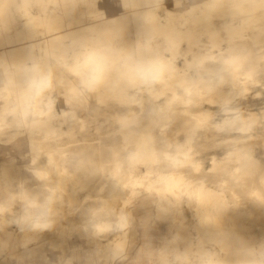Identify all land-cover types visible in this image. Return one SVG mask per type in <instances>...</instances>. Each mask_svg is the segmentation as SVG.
<instances>
[{"label": "rangeland", "instance_id": "obj_1", "mask_svg": "<svg viewBox=\"0 0 264 264\" xmlns=\"http://www.w3.org/2000/svg\"><path fill=\"white\" fill-rule=\"evenodd\" d=\"M138 2L143 13L150 6L164 21L173 19L178 22L183 19L181 12L187 14L193 9L198 13L202 10L209 11L211 20L219 25L221 22L231 20V12L234 10L236 16L234 20L244 22L242 25L245 33L255 31L252 29L254 27L251 28L254 22H258V26L259 23L261 26L264 25V2L253 9H245L240 7V4H236L235 8H231L232 10L226 5L216 8L208 0H138ZM123 4L127 6V3L119 0H76V4L73 0H0V33L9 38H15V31L21 30L22 39L28 41L27 49L33 48L36 54L35 59L31 60L32 63L33 61H37L38 64L46 63L52 68L61 64L63 70L60 82L55 74L49 77L47 73H44L42 67L34 73L35 76L32 74L28 78H21L17 67L9 66V75H15L20 83V89L17 90L19 95L16 97L15 89L11 88L12 91L9 92L6 88L7 76L0 66V118L4 116L5 121L9 122L2 123L0 119V127H4L0 130V203L7 205L4 215L18 221L13 228L14 232L8 246L0 248V264H109V259L103 257L104 251L100 243L114 239L117 232H122L118 223H114L109 230L105 229L101 234H95L93 242H89L86 236H91L98 224L108 216H111L112 221L117 219L115 213L112 212L110 215L114 202L112 189L130 179L131 174L144 175L145 166L142 163L131 171L128 164V150L122 142L127 139L134 140L131 138L133 131L130 132V129L122 131V125L123 119H126L129 120L128 123L134 128L133 130L141 131L144 128L141 124H145L152 114L149 105L153 102L156 103L154 104L156 108H159L158 104H160L163 117H159V120L166 123L165 132L158 133L155 137L159 155L161 150L166 148L168 139L174 135L184 138L187 128L199 124L194 132L191 156L200 162V168L196 169L195 162L171 165L160 159L154 167L168 172L183 171L188 180H192L189 184L191 189L197 187L196 183L199 182H196L195 178L200 176L206 179V185L220 189L225 197H218L215 194L209 198L218 205L221 199H225L229 208H235L238 211L240 215L238 221L243 226L242 231L248 239L252 240L251 246L254 248L255 255L261 260L260 262H264V251H261V246H264V181H262L264 174L256 181L257 176L264 172V84L261 85V82L256 79L259 77L252 68L256 60L261 63L260 67H264V30L259 31L257 36L250 39L244 46L238 42L237 50L232 48L234 43L224 28L221 30L220 49L222 50L212 44L207 32L203 35L204 45L195 48L193 52H187L186 42L182 43L176 51L174 48L164 46L165 42L161 41V37H156L157 43L159 42L158 52H166L177 65V76L183 75L186 79H178L173 82L172 87L167 88H164L163 84L156 79L149 81V88L146 82L129 87L136 101L148 104L140 113L138 121H135L131 120L133 117L125 106L118 105L117 100L113 99L107 90H100L98 83L92 87L86 84L87 73L82 67V56H79L80 60L75 64L77 73L74 72L73 67H68L74 64V53H82L97 45L107 48L111 43L123 44L122 38L119 39L120 37L112 31L104 30L105 21L114 13L120 14ZM58 14L61 16L62 29L68 32L65 38L67 52L70 54L68 57L63 56L62 49L47 46L42 42L48 34L45 23L53 20ZM248 14L254 16L246 20L250 16H247ZM257 15L261 18L256 20ZM188 26H195V24L189 20ZM28 27L32 35H29ZM30 44L35 46L31 47ZM210 53L217 55V58L214 60L207 58L206 55ZM110 61L112 63L111 59ZM247 72L252 74L247 75ZM220 77L225 78V86L231 93L226 103L232 108L230 111L251 109L255 111L254 116L263 120V124L247 130H238L237 123H233L234 121L225 123L221 128L212 126L210 122L206 125L201 124L204 119L201 111L212 108L219 112L224 106L220 103L211 104L207 98L208 95L216 96L208 85L215 84ZM243 77L244 80L246 78L250 80L241 81L243 83L238 84V79ZM71 81L76 83L79 93L69 90ZM188 98L189 102H186ZM23 99L27 106L26 119L28 120L37 116L38 109H53L57 113L54 122L56 133L61 139L62 150L73 149L67 157L59 155V151H56L51 161L44 162L47 147H43L44 151L38 155L34 166L45 169L46 173L42 176L34 173L26 178L24 195L21 191H17L21 188L18 179L22 175L20 172L22 165L7 160L14 158L13 152L20 150L17 143L19 133L28 129L16 125L13 121L14 115L20 114ZM79 105H81L80 108ZM232 115L236 114H229V116ZM222 116H224L222 113L218 117L212 115L210 120L221 119ZM82 117L87 120L83 129L79 128ZM137 122H141L139 127L134 126ZM69 126H73L70 135L63 130ZM87 128L91 129L90 133L93 137H98L103 142L99 151L91 154L80 153L74 149L72 143H68L71 139L82 137L87 133ZM205 130L213 132L215 137L220 138L219 143H214L211 139L206 140L203 137ZM10 133H17V135L9 137ZM243 134L248 136L254 134L260 142L252 149H242V153L238 156L230 153L223 167H212V155L217 158L224 157L233 150V146L239 142ZM168 148L174 149L170 145ZM115 150L119 154L115 155ZM25 152L30 154L28 150ZM116 156L120 158L119 163L114 160ZM235 166L237 168L234 174L223 173L221 180H214L220 171H224L222 169ZM156 177V174L152 172L145 174V177L141 176V179L144 183H149ZM251 179H255V182L250 183ZM44 180L46 184H40ZM102 181H106L105 190L97 195L92 193L90 189L93 182L99 184ZM144 183L138 185L141 198L154 199V191L145 190ZM152 185L155 187L162 184L154 181ZM125 194L128 196L129 193L125 192ZM196 196L197 194L193 192V194L184 193L180 197H173L174 200H178L177 206L184 212V217L174 220L175 223L170 220L174 219L175 214L167 217L160 212L158 216H155L158 227L155 225L153 228L157 233L169 236L177 234L178 238L174 241L175 243L155 242L152 254L142 250L141 263L145 264L150 259L157 257L158 260L165 256L167 264H214L218 257L225 254L220 242L213 238L202 239V233L197 227L198 216L192 210ZM29 200L34 201L31 203H34L36 207L35 214L38 218L46 219L49 218L46 217L48 215L52 217L51 224L54 219L58 223L53 230L46 227L38 239H32L23 244L24 229L18 228L22 217L15 211L17 205L22 202L27 203ZM56 205L62 206L60 212L55 211ZM70 205L73 209H70ZM9 206L13 210H10ZM0 214H2L1 211ZM129 218L131 223L126 233L128 245L124 255L118 258L115 264H124L136 255L142 236L139 228L143 227L142 221L148 220L143 217L140 221L139 218H133L131 215ZM226 223L230 224V220L226 219ZM68 241H70L69 244H67ZM72 243L75 244V248L71 247ZM77 243L79 244L76 245ZM76 252L80 254L77 259ZM51 253L55 255L53 258L50 257ZM157 260L152 264H156Z\"/></svg>", "mask_w": 264, "mask_h": 264}, {"label": "bare ground", "instance_id": "obj_2", "mask_svg": "<svg viewBox=\"0 0 264 264\" xmlns=\"http://www.w3.org/2000/svg\"><path fill=\"white\" fill-rule=\"evenodd\" d=\"M119 1H122L125 4L127 3V6L125 7L124 4V7L120 6V9L122 10L121 13H114L111 15L110 19L105 21L104 30L109 32L112 31L113 34L120 37L119 39L122 38L124 41L122 45L111 43L107 47L112 63L110 68L106 71L103 79L98 83V86L100 90H107L108 94L111 95L113 99L117 100L118 105L125 106V108L130 112L131 117H133L131 120L135 121H138L140 113L144 111L146 107L145 105L148 104L136 101V98H133V94L129 87L146 82L147 88H149V81L152 79L151 74L156 71L160 72V76L156 80L160 81L164 88L172 87L173 82L178 79H186L183 75L177 76V65L166 52H158L159 42L157 43V40L155 39L156 37H161V41L165 42V44H163L164 46L174 48L176 51H178L182 43L186 42L187 52H193L195 48H199L204 45L203 35L207 32L212 44L215 47H219V50H222L220 49L222 41L221 30L224 28L228 31L230 37L232 38L231 41L234 43L232 44V48L237 50L239 48L238 42H241L242 46H244L250 39H254L259 31L261 32L264 30V28H261L264 27V25L261 26L259 23L258 26V22H254L252 23L251 28L254 27L252 29L255 31H253V33H245L243 31L244 26L242 25L244 22L234 20L236 17L234 10L231 12V20L221 22L219 25L211 20V13L209 11L202 10L198 13L193 9L189 10L187 14L181 12L183 19L176 22V20L173 19H166L165 21L162 20L158 17V13L153 8H150V6H148L146 12L143 13L138 0ZM208 1H210L216 8L226 5L228 9L235 8L236 4H240V7L245 9H253L260 6L264 2V0ZM73 2L76 4V0H73ZM218 15L221 16L222 13H218ZM249 15L250 14L247 16ZM252 16L254 15H250L246 20H249ZM60 17L61 16L58 14L53 18V20L45 23L48 28V34L42 42H44L47 46L62 49L63 56L68 57L70 54L67 52L68 46L65 43V38L68 36V32L62 29ZM260 18L261 16L259 15L255 17L256 20ZM189 20H191L195 26H188ZM15 33V38H9L0 33V66L2 70L5 71L7 76V85L5 86L8 91L10 92L11 88L15 89L14 93L17 97L19 95L17 90L20 89V83L16 79V76L9 75V66L17 67L21 78H28L32 74L35 76L34 73L39 71L40 67H42V71L47 73L49 77H51L52 74H55L61 82L63 76L61 64H57L54 68H52L46 63L38 64L37 61H33L32 63L31 60L35 59L36 54L33 52V48L31 47H34L35 44H30L31 49H27L28 41L22 39V31L16 30ZM28 33L29 35H32L29 27ZM79 54L80 53H74V64L72 63L68 65L65 63L68 67H73V70L76 73L78 71L75 64L80 60ZM206 57L214 60L217 58V55L210 53L206 55ZM260 65L261 63L256 60L252 64V68L255 69L254 71L256 72L257 77H259L256 79L259 80L262 85L264 84V67H260ZM208 68L210 69V66ZM12 73H15V71H12ZM247 73V75L252 74L251 72ZM246 80L248 81L250 79L246 78ZM246 80H244V77L240 78L238 79V84L246 82ZM225 83V78L220 77L217 79L215 84L208 85L216 95L207 96L211 104L220 103L224 106L221 107L219 112L212 108L201 111L200 113L204 118L201 124L206 125L210 122L212 126L221 128L225 123L234 121L233 123H237L236 128L238 130H247L256 125L263 124V120L254 116L255 111H252L251 109L246 110H251L249 112L244 110L230 111L232 108L228 107L226 103L230 99L231 93L229 89L226 88ZM69 90H72L74 93H79V88L74 81L69 83ZM98 100H100L99 97ZM185 101L189 102V98ZM22 102L20 114L14 115L13 121L16 125L24 126L28 129L22 130L19 133L17 136V143L20 150L13 152L15 157L7 160L22 165V170L20 171L22 172V175L18 179L21 188L17 191H21L22 195H24V180L31 177L34 173L39 176L46 173L45 169L34 166V162L38 155L44 151L43 147H47L45 148L47 156L44 158V162L51 161L56 151H59V155L67 157L73 149H70L69 151L62 150L61 139L58 137L59 134L56 133V123L54 122L57 113L54 112L53 109H38L37 116L32 120H28L26 119L27 106L24 103V99ZM97 103L99 102L97 101ZM154 104L156 103L153 102L149 105L151 106L152 114H150L147 122L145 124L137 122L134 125L136 127H139L140 124L144 125V128L141 131L137 132L136 130H133L134 128L128 123L129 120L127 121L126 119H123L122 125V131L125 132L127 129H130V132L133 131V137L131 138L134 140L127 139L122 142V145L128 150V164H130V168L132 169L131 171H133L139 163H142L145 166L144 175L131 174L130 179L124 181L120 186L116 185L112 189L114 202L112 204L110 215L112 212L115 213L117 215V219L112 221L111 216H108V218L98 224V226L93 230L94 233L91 234V236H86V239L89 242H93L95 241V234H101L105 229L109 230L114 223H118V225L122 228V232H117L114 239H108L106 242H99L101 249L104 251L103 257L109 259V264H115V261L124 255L128 245L126 233L128 225L131 223L129 215L133 218H139L140 221L143 217H146L148 220L142 221L143 227H138L142 235L139 248L137 249L138 252L130 260L124 263L143 264L140 262V253L142 250L148 254H152L155 242L168 244L177 241L178 238L177 234L169 236L167 234L160 235L157 233L153 228V226H157L155 216H158L160 212H163L167 217H171L175 214L174 219H170L175 223L174 220L184 217V212L182 208L177 206L178 200H174L173 197L177 198L184 193L193 194V192H195L197 196L192 204V210L194 214L198 216L199 223L197 224V227L202 233L201 237L203 240L213 238L220 242L225 252L222 257H218L219 259H216L214 264H259L261 260L255 255L256 253L254 248L251 246L252 240L248 239L246 234H244L242 231L243 226L238 221L240 216L238 211L235 208H229L227 204L228 202L225 199H221L220 204L218 205L214 200L212 201L209 198L215 194L218 197H225L220 189L206 185V179L203 176L195 178L196 182L199 183H196L197 187L195 189H191L189 184L192 180H188L183 171L168 172L154 167V164L162 159L164 163L171 165L195 162L197 164L196 169L200 168V162L191 156V149L194 147V132L199 124L192 128H187V133L184 138L174 135L168 139L166 148L162 149L161 154L159 155L156 148L155 137L158 133L165 132L166 123L160 122L159 120V117H163L161 116L160 104H158L159 108H156ZM80 107L81 105H79V108ZM220 113L224 114L221 119L210 120L212 115L213 117H218ZM230 113H235L236 115L229 116ZM0 119L2 120V123H9L8 121H5L4 116ZM86 124V118L82 117L79 123V128L83 129ZM3 128L4 127H0V130ZM72 129L73 126H69L63 130L70 135ZM90 132H92L91 129L87 128V133L83 134L82 137L71 139L68 143H72V145H74V149L80 153H95L96 151H99L103 142L98 139V137H93ZM212 133L213 132H210L209 130H205L203 137L206 140L211 139L214 143H219L218 141L220 138L215 137ZM9 135V137H15L17 133H10ZM247 136L248 135L243 134L239 142L233 146V150L227 153L224 157L217 158L215 155H212L211 166L214 168L223 167L222 165L228 161L230 153H234L238 156L242 153V149H252L260 142V140L254 137V134H250L248 137ZM8 142H10V140ZM169 145L173 146L174 149H169ZM25 150L30 151V154L25 152ZM114 154L117 155L119 152L115 150ZM114 160L117 163L120 162V158L117 156ZM236 168L237 166L222 169V171H224H220L219 174H217L219 177L216 176L217 178L214 180H221L223 173L229 175L234 174ZM152 172H154L157 177L149 183H144L141 176L145 177V174L147 175ZM263 174L264 172L260 173L257 176L256 181ZM154 181H159L162 185L154 187L152 185ZM262 181H264V177L262 178ZM105 182L106 181H102L99 184H94L93 182L90 191L92 193H96V195L103 192L106 187ZM254 182L255 179L250 180V183ZM142 183H144L145 190L150 191L152 189L154 191V199L145 200L141 198V190L138 185H142ZM40 184H46V181H41ZM125 192L129 193L128 196H126ZM31 201L34 202L33 200ZM31 201L29 200L27 203L22 202L17 205L15 211V213H20V216L22 217L18 228L24 229V233L22 234L24 236V240L22 241L23 244L28 243L32 239H38L40 234L44 231V229H46V227H43L42 225L48 224L49 226L47 229L49 228L53 230L58 223L54 219V222L51 224L52 217L48 215H46V217L49 218L46 219L38 218V215L35 214L36 207L29 208V205H34ZM151 201L153 202L151 203ZM6 206V204L0 203V211L2 212V214H0V248H4L6 245L8 246V242L14 232L13 228L16 222H18L4 215L7 211ZM9 209L13 210L11 206H9ZM55 209L56 212H60L62 206L56 205ZM70 209H73L72 205H70ZM26 216L27 218H25ZM226 219L230 220V224L226 223ZM151 224L154 225L151 226ZM164 236L165 238H163ZM43 243H45V241ZM69 243L70 241L67 242V244ZM78 244L79 243L76 245ZM71 247L75 248V244L72 243ZM261 251H264V246H261ZM75 254L76 259L80 257L79 252H76ZM156 258L150 259V261L145 264H152V262L157 260ZM156 264H167L165 256L158 259Z\"/></svg>", "mask_w": 264, "mask_h": 264}, {"label": "snow or ice", "instance_id": "obj_3", "mask_svg": "<svg viewBox=\"0 0 264 264\" xmlns=\"http://www.w3.org/2000/svg\"><path fill=\"white\" fill-rule=\"evenodd\" d=\"M79 55L83 58L82 67L87 73L86 84L92 87L103 79L106 71L111 66L109 51L104 46L97 45L92 49H86ZM159 76V71L151 74L152 79H158Z\"/></svg>", "mask_w": 264, "mask_h": 264}, {"label": "clouds", "instance_id": "obj_4", "mask_svg": "<svg viewBox=\"0 0 264 264\" xmlns=\"http://www.w3.org/2000/svg\"><path fill=\"white\" fill-rule=\"evenodd\" d=\"M33 207H35V206L34 205H29V208H33ZM26 212H27V210H26ZM25 218H27V216ZM42 226L43 227H48L49 225L48 224H44ZM259 264H264V262H259Z\"/></svg>", "mask_w": 264, "mask_h": 264}, {"label": "crops", "instance_id": "obj_5", "mask_svg": "<svg viewBox=\"0 0 264 264\" xmlns=\"http://www.w3.org/2000/svg\"><path fill=\"white\" fill-rule=\"evenodd\" d=\"M55 255H53L52 253L50 254V257L53 258ZM120 262H123V261H120Z\"/></svg>", "mask_w": 264, "mask_h": 264}]
</instances>
